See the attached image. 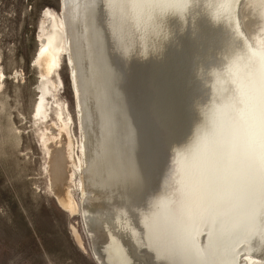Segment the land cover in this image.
<instances>
[{
    "label": "bare ground",
    "instance_id": "bare-ground-1",
    "mask_svg": "<svg viewBox=\"0 0 264 264\" xmlns=\"http://www.w3.org/2000/svg\"><path fill=\"white\" fill-rule=\"evenodd\" d=\"M59 1L58 12L41 15L32 116L45 124L50 187L65 209L82 215L96 263L264 264V0H160L151 28L127 16L123 41L110 0ZM63 56L79 138L59 98ZM189 65L193 90L199 96V84L206 101L199 99L201 110L185 101L178 119L194 133L163 142L150 128L158 146L150 151L136 140L139 127L151 126L149 82L167 96L170 109L156 101L150 110L162 126L183 95L174 85L168 94L169 83L182 81ZM218 161L215 176L210 166Z\"/></svg>",
    "mask_w": 264,
    "mask_h": 264
},
{
    "label": "rangeland",
    "instance_id": "rangeland-1",
    "mask_svg": "<svg viewBox=\"0 0 264 264\" xmlns=\"http://www.w3.org/2000/svg\"><path fill=\"white\" fill-rule=\"evenodd\" d=\"M47 8L58 12L60 1L0 0V71L5 74L0 89V264H99L92 256V241L83 227L82 215L65 209L50 187V161L42 147L45 124L32 116L40 91L39 74L32 60L38 49L41 15ZM65 58L57 74L63 81L59 98L68 108L72 130L79 138ZM57 75L54 79L59 81ZM194 82L192 79L181 102L185 106V101L191 100L186 101L187 106L201 110L205 102L199 99H206L199 84L196 95ZM51 113L54 116V111ZM153 120L158 121L155 116ZM152 141L150 130L141 137V145L150 151L158 147ZM77 181L75 173L70 180V194L76 207L82 199Z\"/></svg>",
    "mask_w": 264,
    "mask_h": 264
},
{
    "label": "water",
    "instance_id": "water-1",
    "mask_svg": "<svg viewBox=\"0 0 264 264\" xmlns=\"http://www.w3.org/2000/svg\"><path fill=\"white\" fill-rule=\"evenodd\" d=\"M128 42V41H127ZM129 43V42H128ZM131 43V42H130ZM134 47L135 46H139V45H137L138 43H131ZM133 47V48H134ZM189 69V71H187V72H184V69L180 72V78H181V80L182 81H178L177 83H169V88H168V94H170V90L172 89L173 90V87H177L178 89H175V91H180V92H182L183 93V95H176V103H175V106H174V109L173 110H170L169 112L170 113H168L167 111V113H166V115H164V119L165 120H167V123H165L164 122V126L162 127L161 126V124H159L158 122H153L154 120H153V117L155 116V114L153 115L152 113H151V107H152V105H151V101H152V99H153V103H155L156 101L157 102H160L162 105H163V110H166V108L167 109H170V108H168V106H167V96H166V93L163 95V96H161V95H159L158 93H157V89H156V84H155V82H149V86L147 87V90L149 91V98H148V100H146V98L144 97V95H141V97L143 98H141V100H146V103H147V107H146V117H147V122L149 123V125H151V126H153V131H155V132H157L158 134H160L159 136L160 137H162V139H163V142H165V140H166V137H168L169 135H173L175 138V140H176V142L177 143H183V141H185L189 136H191L193 133H194V131L192 130V131H185V130H183L182 129V127L183 126H181V123L179 122V119H178V112H179V110L182 108V110H183V108H184V106H183V103L181 102V100H184V90H185V92L189 89V87H191V80L192 79H190L191 78V76H190V68H191V65H189V66H187L186 67V69ZM148 76H149V72H148ZM154 84H155V86H154ZM161 87H162V89L165 91V88H164V85H165V83H164V81H162L161 80ZM172 85H174L173 87H172ZM124 89L126 90V93H127V95H129L130 96V98L132 99V97H131V92L129 91L130 89H129V87H128V85L127 84H125V86H124ZM133 90V89H132ZM225 88H219V92H220V94L221 93H223V94H225ZM166 92H167V89H166ZM139 100H140V98H139ZM178 100L181 102V103H179L178 102ZM187 101V100H186ZM190 101V100H189ZM132 102V101H131ZM131 104V108H132V115H133V117H134V120L136 121V123H138V121H137V116L134 114V111H133V105H132V103H130ZM187 107H189V106H187ZM189 108H191V107H189ZM156 117V116H155ZM146 122V123H147ZM153 122V123H152ZM186 122H188V123H190L191 122V120L190 121H186ZM170 124H171V126H170ZM151 126H146V129H145V131H144V129L142 130V128L141 127H139V123H138V127H139V130H138V134H137V137H136V140H138L139 142V144L141 145V137L143 136V134L145 135L146 134V130H147V132L149 133V130H150V128H151ZM156 133V134H157ZM186 136V137H185ZM181 145V144H180ZM141 146H139V148H140ZM232 147V146H231ZM235 152V151H234ZM230 156V155H229ZM201 161H204V158L202 159L201 158ZM218 163H219V161L218 162H215V163H213L210 167H211V169H213V171L215 172L214 173V175L216 176V174H217V171H220L219 170V167H218ZM205 164V163H204ZM214 176V177H215ZM231 186V185H230ZM230 186H228V187H230ZM226 191H230V190H226ZM228 192H226V193H228ZM213 195H215V193H213ZM224 196H226V194H224ZM152 237H154V235H152ZM154 243H155V241H154ZM148 252V251H147ZM149 254H151V256L153 255L154 256V253L151 251V252H148L147 253V255H148V257H149ZM161 254V253H160ZM92 256H93V258H95V254H94V252H93V254H92ZM150 258V257H149Z\"/></svg>",
    "mask_w": 264,
    "mask_h": 264
},
{
    "label": "snow or ice",
    "instance_id": "snow-or-ice-1",
    "mask_svg": "<svg viewBox=\"0 0 264 264\" xmlns=\"http://www.w3.org/2000/svg\"><path fill=\"white\" fill-rule=\"evenodd\" d=\"M118 22L116 25L117 32L120 34L122 41L126 38L124 21L131 14L137 21L143 20L145 28H151L154 21V11L160 6V0H110ZM262 65H264V57H262ZM262 96H264V74H262L261 83ZM161 201L159 204H163ZM261 241L264 242V234L261 235Z\"/></svg>",
    "mask_w": 264,
    "mask_h": 264
}]
</instances>
